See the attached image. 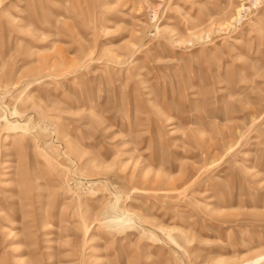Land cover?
<instances>
[{
  "label": "rangeland",
  "instance_id": "rangeland-1",
  "mask_svg": "<svg viewBox=\"0 0 264 264\" xmlns=\"http://www.w3.org/2000/svg\"><path fill=\"white\" fill-rule=\"evenodd\" d=\"M0 264H264V0H0Z\"/></svg>",
  "mask_w": 264,
  "mask_h": 264
}]
</instances>
